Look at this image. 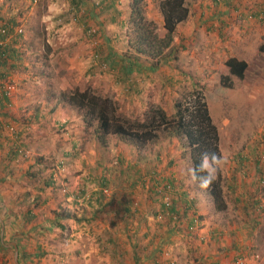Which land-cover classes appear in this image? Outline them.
Masks as SVG:
<instances>
[{
	"label": "rangeland",
	"instance_id": "374dc122",
	"mask_svg": "<svg viewBox=\"0 0 264 264\" xmlns=\"http://www.w3.org/2000/svg\"><path fill=\"white\" fill-rule=\"evenodd\" d=\"M67 1H0V7L12 8V13L18 15L20 26L25 30V39L21 47L23 59L19 62L18 68L6 78L7 80L1 81L3 90L9 84L12 87L8 95L1 92L3 101L0 110V144L3 145L0 147V175L1 172L6 173L3 170L4 166H8V173H11L10 179L7 180L8 186L4 184L5 182L0 183V222L5 220V224L9 225L10 229L5 241L10 242L13 247L7 263L4 264H22L20 258L17 261L16 247L13 243L25 244V237L22 236L30 227L22 224L21 220H16L13 212L19 207L25 208L26 202L19 200L23 193L28 192L30 199L38 193L31 175L46 177L54 172L56 184L42 192V199L48 197L47 203L36 207L39 216L31 225L35 229L43 230V234L35 231L37 234L32 236L33 239L31 238L29 245L31 254L34 256L31 264H155L156 261L157 264H162L164 261H169V264L171 262L197 264L193 259L195 256L191 255V251L188 252L189 249H192L194 253L202 252L210 255L208 258H213L211 251L229 252V247L228 255L231 256L234 264H239L237 262L239 258H245L246 261L243 264H264V184H262L264 179L261 180L264 173V90L260 91L257 97L247 95L242 90L245 87L240 85V79L245 76L237 77L231 73L230 68L228 71H223L222 62L216 63L213 53L208 52L200 41L188 44L181 65L188 74L192 73V76L200 77V79L189 77L195 81V87L201 79L204 82L200 88L192 87L191 91L202 90L204 96L202 100L206 101L212 122L218 129L220 154L225 158L216 181L221 195L220 202H222L219 205L211 193V187L202 190L191 181L189 169L193 168L192 149L187 140L185 138L181 140L176 136L171 137L164 124H160L161 120L157 119L156 126L152 128V130L155 128L153 131L157 134L156 137L140 145H135L114 132L109 134L104 142H99L93 131L94 128L85 126L84 105L80 107L74 101L71 102L69 97L72 95L82 99L83 94H88L87 97H93L96 94L104 99L109 98L107 112L112 116L113 124L117 116L122 117L120 120L125 122H133L137 118L143 121L146 111L152 107H162L169 115H172L175 112L174 105L177 100L187 102L193 109L196 95L192 97L191 91L186 90L184 95L180 92L178 98H167L161 83L147 82L146 97L143 98L142 103L139 102L140 98H129L128 91L131 88H127L126 83L118 85L114 82L117 70L109 59L102 57L103 42L100 25L94 21L89 24L84 20L88 13L93 18L96 15L100 16V11L94 10L95 14H92L89 5L67 7L64 4ZM216 1L185 0V6L189 10L188 16L177 25L171 45L176 44L178 27L189 21L191 10L204 9L208 16L210 12L206 9V5L215 6ZM247 1L250 5L247 12L256 10L259 2L255 1L259 0ZM159 2L160 0L158 4ZM148 19L154 21L156 32L163 37L166 33L164 23L161 24L158 21L159 18L148 17ZM250 20L260 22L259 17H253ZM92 29H96V34L90 36L89 32ZM51 30H54L52 34ZM130 31L129 28L128 41H126L129 48L125 46L123 39L120 42H114L121 53H127L130 50L133 56L139 55L138 61L141 58L149 59V63L151 60H157V57L142 56L131 46ZM197 38L200 40V36ZM263 44L264 33H259V69L261 70L258 74L259 79H263L264 76V62H260L264 59L261 55L264 52L260 51ZM169 48L164 51V54ZM123 55L128 58L127 55ZM253 68L251 67L248 71V77L252 79L255 72ZM262 87L264 84L262 86L260 82L259 88ZM150 91H154V94ZM62 95L65 96V102L60 100ZM112 104L114 107L117 106L116 110ZM37 109H40L39 113ZM13 142L20 145V155L10 163L6 159L2 163L3 148L5 147L4 151L7 153ZM241 158H244L243 161L246 160L243 167ZM178 163L181 165L180 174H187L188 171V177L182 182L184 187L190 190L191 199L196 196L202 198L200 207L203 215H210V224L204 225L206 230H203V226L196 225L192 233L182 231L185 234L177 235L173 230L167 234L169 237L166 241L163 236H158L149 247L148 237H145L147 241L140 240L139 245L142 248L147 247L145 251H140V262L137 263L131 249L133 243H137L138 237L145 233L155 235L159 224L167 221L169 216L160 217L164 214L163 209H159V205L151 199L150 188L158 183L164 189V184L171 182L169 178L164 179L165 174L173 171L169 169L175 168ZM135 164L147 172L140 173L144 184L138 183L132 196L130 195L136 202L133 206H138L140 209L135 219L138 222L134 224V220L130 226L133 238L128 240L126 232L123 229L118 230L117 236L126 244L123 249L128 251L125 261L115 259L109 250H101L98 245V235L105 228L117 231L113 225L115 222L113 214L107 213L109 209H112L111 207H107L106 211L97 215L98 219L94 221L96 225L92 230L88 229L87 224L82 226L80 223L69 222L67 230L63 233V230L55 223V218L58 217L56 210L74 213L78 219V215L82 213L86 217L92 216L89 195H85L86 198L83 195L79 196L82 188L89 184L86 188L87 194L100 190L101 184L98 179L105 170L111 172L112 179L116 180V190H123L126 182L130 183L132 175L135 174V177H138L139 173L135 170ZM29 171H33V174ZM92 173V182L88 183L91 180L89 175ZM169 186V184L166 186V191L169 190ZM174 190L166 192L165 201L173 202ZM68 192L70 195L66 194ZM106 193L111 198L112 189L106 190ZM246 200L250 202L249 205L257 201V208L245 209L241 201ZM151 206L155 207L154 210ZM147 209L149 215L143 218V213H147ZM215 223L221 227L216 239L209 233L211 225ZM253 223H257L256 230L253 233L247 232V229L251 227L249 225ZM228 225L239 227L240 240L236 239V233L229 231ZM1 227L0 224V231ZM72 227L78 234L75 239H68ZM152 235H149V239L153 238ZM179 235L183 236L181 240L177 238ZM185 238L192 239V246L189 244L191 242L185 246L187 242ZM167 240L170 241L168 245H166ZM180 241L183 243L181 244ZM0 242H2L1 237ZM35 244L45 245L48 248L46 257L39 259L35 256L38 254ZM162 246L166 256L164 253L162 255L159 253V248ZM28 251L24 249L25 253ZM256 254H260L261 257L256 258ZM181 256L185 258L182 259ZM154 258L158 260L153 262Z\"/></svg>",
	"mask_w": 264,
	"mask_h": 264
},
{
	"label": "trees",
	"instance_id": "16d2710c",
	"mask_svg": "<svg viewBox=\"0 0 264 264\" xmlns=\"http://www.w3.org/2000/svg\"><path fill=\"white\" fill-rule=\"evenodd\" d=\"M219 1L221 0H217V2ZM255 2L261 3L259 14L254 13V11L250 10L248 11V14L246 13V15H248V19L250 15L254 16L255 18H258V16L260 18L264 15V0ZM257 5L259 4L257 3ZM146 6V0H131L130 2L128 22L131 31L129 33V43L135 48L137 52L142 54V56L148 58L157 57L159 58L158 60H160V58H163L165 55L164 51L169 48L173 42L177 25L187 19L189 10L185 6V0H160V7L164 15V28L166 29V33L163 37H161L156 32L154 21L148 19L147 17ZM11 10L12 8L8 6H4V8L0 7V110L3 101V95L1 94V92L4 93L3 88H1V86H3L2 82H4L3 80H7L6 78L10 75V73L18 68L19 62L23 59L20 48L22 46L18 45L25 39V30H23L20 26L21 22L18 15L13 14ZM11 15L16 16L12 17ZM260 51L264 52V44L261 46ZM227 65L229 66L231 73L239 78H243L245 76V72L248 68V63L245 60H239L235 57L229 58L227 60ZM125 83L127 85V88H131L134 82L125 80ZM190 94L192 97L196 95V101L194 104L195 108L193 109L187 102L184 103L181 100H177L175 101L174 105L175 112L172 115H169L165 109L158 106L159 108L152 107L150 110L146 111L145 119L143 121H140L137 118L134 119L133 122L130 121V123L129 121L125 122L120 120L122 117L117 116L119 119L116 117L114 124L112 116L107 112V106H109V98L104 99L102 96L96 94L93 97H87L88 94H83V99L74 97L72 95L71 97H69V100L71 102L74 101L80 107L84 105L85 126L87 128H94L93 131L97 136L99 142H104L106 137L114 132L135 145L148 143L149 141L153 140V137H156L157 134H155V131H153L155 128L153 130L152 128L156 126V122H158L157 119L161 120L160 124H164L166 131L171 137L176 136L181 140L184 138L187 140L189 146L192 149L191 155L194 167L200 163L201 153L207 151L210 153L216 152L220 154V148L218 129L212 122V118L210 116L206 101L202 100L204 98V96L202 95V90H194L191 91ZM60 100L61 102H65V96L62 95L60 97ZM112 106L116 110L117 106L114 107L113 104ZM1 146L3 147V145L0 144V147ZM4 148L2 154L3 159L1 158L2 163L4 162V159H6L8 163L14 161V158H17L21 153L20 145L16 144L15 142L10 145L7 153L4 151ZM35 162H38V160H35ZM3 170L6 173L1 172L2 174L0 175V183L5 182L4 184L8 186L9 184H7V180L10 179L11 173H8V166H4ZM29 173L33 174V171H29ZM54 174L55 172L52 175L46 177L31 175L34 178L38 193L33 197V199H30V196H28V192L23 193L22 198L19 200L26 202L25 208L19 207L18 210H15L13 212V216L16 220H21L22 224L32 228L25 230L24 235L26 240L29 239L28 235L33 236L37 233L43 234V230L35 229L31 225L36 219H38L39 216L36 207L47 203L46 201L48 197L42 199V192L47 191L56 184V178ZM130 176L131 175L129 174V177ZM262 176L263 177H261V180L264 179V173L262 174ZM89 177L91 178V180H89L88 183L92 182L93 173L89 175ZM126 177L129 178L128 176ZM112 178L113 177H111V172H106L105 170H103L98 179L101 184L100 190L87 194L88 191L86 190V188L89 185L87 184L85 185L86 187H83L79 192V196L83 195V197L85 198L87 197L85 195H89L88 200L93 211L92 216L83 217L81 225L85 226L84 224H87L88 229L92 230L96 225L94 221L98 219L97 215L102 211H106L107 207H111L112 209H109L107 213L113 214L115 219L113 225L115 226V229H117V231L115 232L113 230V232L111 229L105 228L98 235V245L101 250H109V252H111L112 254V257H114L115 259L119 261H125L128 255V251L123 249V246H125L126 244L117 236L118 230L123 229L128 236V240L130 238H133V234L130 233V226L132 225L131 222H133L138 217L136 213L140 209L138 206H133V203L136 202H134L131 196L138 183L144 184V179L142 176H138L137 178L132 176L130 177V183L126 182L127 184H125L126 186H124L123 190H116V180H113ZM168 184L171 186L168 191L176 189V186L173 184V182L165 183L164 189L160 187V184L158 183L154 184L150 188L151 196H149L151 197V199H153L154 203H158L159 209H163L164 215H169L167 216L169 220L167 219V221H164V223L159 224L158 228L155 231V235L154 233L153 235L145 233L141 236L138 233L140 237H138L137 243H133L131 248L133 250V257L137 263L140 262L139 255L142 252L141 250L145 251L144 249L147 247L145 246L144 248H142L141 245H139V243L141 242L140 240H144L145 237H148L147 240L149 241V243L147 245L149 247V245L154 243L155 239L158 236H163V239L166 241V238L169 237V235L167 234H170V232H173V230L176 234H185L182 231L192 233L195 230V226L192 225V219H195V217H197L196 212H193L191 216L186 212L183 214L179 212L178 209H176L177 206L174 200L173 202L169 203L170 205H167L168 201L164 200V198L166 197L165 194L166 192H168L166 191V186ZM10 187L12 188V186ZM108 189H112L111 198H109L106 193V190ZM125 189H129L130 192H126ZM211 191V193L215 196L214 198H216L215 200L217 204H222V202H220L221 195L219 194L218 184L216 182L212 184ZM66 194L70 195V192ZM27 196L29 197V199ZM256 204L257 201L252 202V205H249L248 208L254 207V209H256ZM56 211L58 217L55 218V223L60 228L61 226L63 227L62 219L71 217L78 219L77 215L74 213H64L63 211L61 212L58 210ZM149 235H152L153 238L149 239ZM35 245V248H38V254H36L35 256H38L39 258L45 256L46 248L43 247L44 245ZM166 245H168V243H166ZM12 249L13 247L8 248L9 251H11ZM24 249H27V247H25ZM28 250H30V248ZM159 253L161 255L163 253L166 255V251H164L163 246L159 248ZM32 256L33 254H31V257ZM156 260H158V258H154L153 262H155ZM155 264H157V261L155 262ZM162 264H169V261H164V263Z\"/></svg>",
	"mask_w": 264,
	"mask_h": 264
},
{
	"label": "crops",
	"instance_id": "0c3cea01",
	"mask_svg": "<svg viewBox=\"0 0 264 264\" xmlns=\"http://www.w3.org/2000/svg\"><path fill=\"white\" fill-rule=\"evenodd\" d=\"M130 2L131 0H68L67 3H64L67 7H81L82 5H89V9L92 11V14L94 13V10L100 11V16L96 15L95 18H93V16L88 13V15L84 17V20L89 24H92V22L94 21L101 27L100 34L102 36L103 42L102 56L109 59L113 64L114 69L117 70L116 81L114 82L118 85L121 83H125V80L134 82L131 86V89L128 91L130 92V94L128 95L129 98H140L139 102L142 103L143 98L146 97L145 85L147 82L161 83V86H163V90L165 91L167 98L171 99L174 97L178 98L180 92L182 95H184L186 90L191 91L192 87L196 89L200 88V85H204V82L201 79L198 86L195 87V81L193 79H189V77L192 76V73L188 74L186 69H184L181 65L182 57L185 54V50H187L188 44L192 42L195 43L197 41H200V43L203 44L204 48L208 52L213 53V56H215L214 61L216 63L222 62L224 69L223 71H228L229 67L226 64V61L231 56L237 57L241 60H245L248 63L246 75L243 79H240L241 87H245V89L242 90L246 92L247 95H251V97H257L259 96L260 91L264 90V87L259 88L260 82H262V86L264 84V76L262 77L263 79H259L258 75L261 72V70L259 69V33H264V20H259L260 22H258L256 20H250L247 18V9L250 7L247 0H221L219 2L216 1L215 6H209L207 3H205V5L207 4L206 9L210 12L208 16L207 11H205L204 9H200V11L196 9L191 10L189 21L185 24H180V26L178 27V37L176 44L170 46L163 58H160V60H158V58L155 61L151 60L150 63L149 59L146 58H141V60L139 59L138 61L137 59L140 58L139 55L137 57L133 56L130 50L127 53H123L128 56V58H126L121 53L120 48L114 45V42H120V40L123 39L125 46L128 47L126 41H128L127 31L129 29L128 19L130 12ZM260 9L261 3L257 5L256 10L252 9V11L259 14ZM146 14L149 18H159L158 21L161 24L164 23V16L160 7V2L158 4V0H147ZM11 16L15 17L16 15ZM53 31H50L51 34ZM188 36L190 37V39ZM198 36H200V40H198ZM20 45L22 46L23 42H20L18 46ZM261 55L264 56V53H261ZM196 61H198V59H196ZM260 62L263 63L264 59H261ZM251 67H254L253 69L255 71L253 79L248 77V71ZM194 77L200 79V77L198 76H192V78ZM150 92L151 94H154V91ZM37 112L39 113L40 109H37ZM240 160L242 161L241 166L243 167L246 160L243 161L244 158H241ZM179 164L180 163H178L175 168L169 169L173 171H168V174H165L164 176V179L169 178L168 180L173 182L176 186V189L173 191L175 195L174 202L177 206L176 209L182 211L181 213L183 214L186 212L190 214V216L193 212L202 214L199 216L197 215L195 219H192V225H197L198 227L203 226V230H206V227L204 225L210 224L211 217L210 215L206 216L202 213V209L200 207V200L202 198L200 199V197L197 196L193 199L190 198L192 197L190 194V190L186 189L184 187V184L182 183L188 177V171L187 174H180L179 170L181 171V165ZM135 165V170H137V173H139L138 176H140V173L147 172L143 169H140L138 164ZM132 176L135 177V174ZM231 189L233 191V187H231ZM236 200L240 201L239 199ZM241 202H243L242 206L247 209L250 202L248 200ZM155 203L158 204L157 202ZM151 207L154 210L155 207ZM210 207L213 211L214 209L211 205ZM148 215L149 214L147 209V213H143V218L144 216L145 218L146 216L148 217ZM78 216L79 222L74 217L65 218L62 223L63 227L61 226L63 233H65V231L67 230L69 222L82 224V219L84 216L83 213ZM137 222L138 221L135 220L133 223L135 224ZM231 223H229V225ZM0 224L2 226L0 231V237L2 241L0 242V264H4L7 263V260L9 258L10 251L8 250V248L12 246L10 245V242L5 241L9 233V225L5 224V220L1 221ZM211 226L212 228L209 229V233H211L212 237L216 239L217 234L220 233L221 227H219L217 223L212 224ZM225 226L227 227V225ZM249 226L251 227L247 229V232L253 233L257 228V223H253ZM228 229L231 233H236L235 236L237 240L241 239V230L239 229V227H237V225L229 226ZM71 231L72 232L68 235V239H75L78 232H76V229H73V227ZM28 236L29 239L30 237L32 238V236ZM22 237L24 238L25 235H23ZM177 238L181 240L183 236L179 235L177 236ZM29 239L26 240L25 238L26 243H23V245L17 242V246L20 249L19 258L21 259L22 264H31V259L33 258V256L31 257L32 252L30 250L26 253L24 252L25 247L31 248L29 245L31 243V239ZM185 240L187 241L186 245L184 244L185 246H188V242H191L189 244L192 246V239L185 238ZM169 242L170 241H168L167 243L169 244ZM180 243L182 244L183 242L180 241ZM43 247L46 248V254L41 258L46 257L48 251V248L45 247V245ZM29 248H27V250ZM189 251H191L190 253L192 256H195L193 259L197 262V264H234L233 261H231V256L228 255L230 252V247L229 252H218L217 250L211 251V253L214 255L213 258H208L210 255L204 254L202 252L196 253L195 251V255V253L192 252V249H189L188 252ZM240 252H242V250H240ZM168 254L169 253L167 252V255ZM181 258L184 259L185 256H181Z\"/></svg>",
	"mask_w": 264,
	"mask_h": 264
},
{
	"label": "clouds",
	"instance_id": "9594fccd",
	"mask_svg": "<svg viewBox=\"0 0 264 264\" xmlns=\"http://www.w3.org/2000/svg\"><path fill=\"white\" fill-rule=\"evenodd\" d=\"M225 158L216 152H203L200 154V163L189 169L191 181L200 189H209L217 181L218 173Z\"/></svg>",
	"mask_w": 264,
	"mask_h": 264
},
{
	"label": "built area",
	"instance_id": "2783aa9c",
	"mask_svg": "<svg viewBox=\"0 0 264 264\" xmlns=\"http://www.w3.org/2000/svg\"><path fill=\"white\" fill-rule=\"evenodd\" d=\"M35 1H38V0H35ZM253 17H254V16L250 15V16H249V19H251V18H253ZM258 17H259V16H258ZM254 18H255V17H254ZM259 19H260V20H264V15L261 16ZM93 34H96V29H92V30L89 32V35H90V36L93 35ZM11 89H12V87L10 86V84L7 85V86L4 88V93H5L6 95H8ZM262 184H264V180H262ZM170 187H171V186H169V189H170ZM167 205H170L169 202H167ZM162 215H164V214H161L160 217H162ZM255 257H256V258H260L261 255H260V254H256ZM245 261H246L245 258H239L237 262H238L239 264H243V263H245ZM170 264H174V263L171 262Z\"/></svg>",
	"mask_w": 264,
	"mask_h": 264
},
{
	"label": "water",
	"instance_id": "95a60500",
	"mask_svg": "<svg viewBox=\"0 0 264 264\" xmlns=\"http://www.w3.org/2000/svg\"><path fill=\"white\" fill-rule=\"evenodd\" d=\"M13 245L16 247V258H17V261H19V248L17 246V243H13Z\"/></svg>",
	"mask_w": 264,
	"mask_h": 264
}]
</instances>
